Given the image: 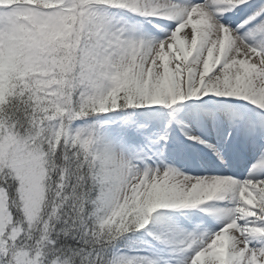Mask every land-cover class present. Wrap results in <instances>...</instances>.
Wrapping results in <instances>:
<instances>
[{
  "label": "snow or ice",
  "instance_id": "6c2138e0",
  "mask_svg": "<svg viewBox=\"0 0 264 264\" xmlns=\"http://www.w3.org/2000/svg\"><path fill=\"white\" fill-rule=\"evenodd\" d=\"M0 264H264V0H0Z\"/></svg>",
  "mask_w": 264,
  "mask_h": 264
}]
</instances>
